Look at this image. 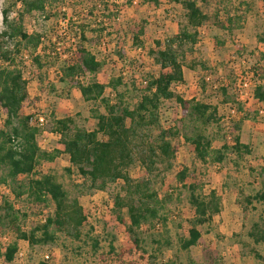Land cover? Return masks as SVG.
Wrapping results in <instances>:
<instances>
[{"label": "trees", "instance_id": "1", "mask_svg": "<svg viewBox=\"0 0 264 264\" xmlns=\"http://www.w3.org/2000/svg\"><path fill=\"white\" fill-rule=\"evenodd\" d=\"M7 1L9 5L2 11L0 28V113L3 116L0 185L6 186L10 194L0 197V238L12 233L15 239L5 246L0 241V258L6 263L14 261L21 240L31 246L53 245L58 234L63 233L80 241L89 222L80 196L104 192L119 181L123 184L112 197L113 213L125 226L136 248L143 250L141 228L167 225L168 217L163 213L165 204L153 186V177L159 171L173 168V161L180 151L179 140L193 146L194 156L202 164L221 165L229 155L235 157L233 163L237 164L252 154L251 147L241 142L243 122L252 115L244 109L242 102L230 103L236 105L241 116L231 119L233 142L215 148L216 139L207 131L223 121L219 107L186 98L176 90L186 83L187 58L199 44L200 29L213 26L234 34L247 20L248 3H243L247 5L246 13L238 15L218 7L213 13L205 11L203 5L209 6L210 0H174L183 7L186 18L185 24L174 35L153 40L147 27L133 33L134 47L144 51L159 68L157 75L144 77V83L138 87L134 80L127 81L122 74L112 77L108 83L96 79L105 63L98 59L95 50L101 52L109 47L113 35L109 29L117 18L113 16L114 10L108 0ZM76 1L79 4H75ZM70 7L72 16L68 13ZM77 7H83V12H78ZM222 12L224 18L220 15ZM54 21L63 25L60 37L47 36V27ZM27 22L31 29L26 27ZM89 33L94 34L89 36ZM149 42L151 45L147 47ZM217 42L221 44L219 39ZM115 51L119 58L125 59L123 49ZM252 52L253 57L257 56L251 70L255 81L253 93L256 99L264 102V51L258 49L259 55ZM26 53L39 71L55 68L60 84L80 91L84 101L91 105V117L95 120L93 130L78 124L74 117L56 118L55 114L50 123L47 119L42 130L31 125V114L27 112L31 101L29 79L20 66L25 63ZM238 55L242 53L238 52ZM204 68L207 71L204 80L208 85L206 78L212 76L211 69L205 65ZM222 84L213 89L222 90L226 95L230 84ZM166 101L177 103L182 111L176 124L168 127L162 119ZM256 114L253 111V119ZM43 131L57 135L61 148L43 150L38 140ZM64 154L69 156L67 172L76 171L81 179L75 194L67 191L54 174L40 171L43 163L54 162ZM137 166L143 170V175L134 177L131 171ZM248 172L251 178L258 174L262 179L260 191L254 195H240L239 205L246 219L256 208L254 204L264 203V167L250 166ZM188 173L185 169L176 174V181L190 192L189 204L194 209V217L188 221V235L179 238L180 249L185 252L198 245L202 237L200 227L208 226L212 231L215 217L224 209L223 197L217 190L202 193L198 192L199 186L195 183L186 186ZM17 202L24 206L18 208ZM50 205L54 206L51 214L48 212ZM123 211H126L129 223L122 218ZM31 216H46V220L42 222L41 219L28 230L26 225ZM250 221L248 239L256 246L264 245V211L258 219L251 217ZM251 253L264 264V256L257 249L251 248ZM187 264L225 263L214 253L207 252L204 262L189 259Z\"/></svg>", "mask_w": 264, "mask_h": 264}, {"label": "rangeland", "instance_id": "2", "mask_svg": "<svg viewBox=\"0 0 264 264\" xmlns=\"http://www.w3.org/2000/svg\"><path fill=\"white\" fill-rule=\"evenodd\" d=\"M108 2L114 10L113 16L117 18L109 29L113 33L109 47L101 52L95 50L98 59L105 63L96 79L101 83H108L112 77L122 74L125 80H134L139 87L144 83V77L149 74L157 75L159 68L144 51L134 47L133 33L141 27H147L153 40H164L174 35L179 27L185 24V11L181 5L175 4L174 0H134V2L108 0ZM244 2L250 6L246 14L247 20L242 29L236 30L234 34L223 32L213 26L200 29L199 44L187 58L188 68L184 70L186 83L176 89L186 98H196L219 107V114L224 119L219 126H211L207 131L216 139L213 143L215 148L233 142L231 119L235 120L241 116L231 117L229 120L228 106L237 100L240 81L251 75L253 63L257 61V56L251 55L252 51L257 55H259L258 49L264 51V0H210L209 6L199 2L209 13H213L218 7L238 15L246 13L247 5H243ZM75 4L79 2L76 1ZM8 5L9 2L4 0L3 5H0V13ZM77 8L78 12H83V7ZM68 13L72 16L71 7L68 8ZM220 15L221 18L225 17L224 12ZM29 24L27 22L26 27L31 29ZM62 30L63 25L60 22H50L47 36L60 37ZM93 34L89 33V36ZM218 39L221 44H218ZM150 45L151 42L147 47ZM117 49L125 51V59L119 58L115 51ZM238 52L242 55H238ZM28 55L29 53L24 54L25 63H20L29 79L28 90L31 101L27 106L28 114L44 112L49 118V123L52 114H55L56 118L74 117L78 124L93 130L95 120L91 117V105L84 101L80 91L60 84L56 78L55 68L52 70L44 68L39 71ZM204 65L211 69L212 76L208 85L204 80L207 72ZM220 81L230 84L226 95L222 90L213 89V85ZM254 85L255 81L252 80L251 85L244 89L248 96L246 103H242L244 109L252 114L244 124L242 140L253 147V154L244 161H238L237 164L233 163L235 160L233 155H229L221 165L202 164L195 158L193 146L185 143L183 139L179 140L180 151L173 161V168L169 171H159L153 177V186L165 204L163 213L168 217L167 225L166 227L144 225L141 228L143 250L136 248L125 226L117 221L113 208L107 219L94 218L95 211L91 209L90 198L96 195L100 208L104 210L105 207L110 206L112 197L120 190L123 182L119 181L104 192L80 196L84 212L91 215L80 241H74L63 233L58 234L57 242L53 245L31 246L21 240L14 261L6 263L0 258V264H187L189 259H193L196 263L204 262L207 252L222 258L225 264H262L254 258L251 248L257 249L264 256V245H254L248 239L247 231L251 217L256 220L263 215L264 203L254 204L256 208L250 211V217L247 219L244 218L239 205L240 195L251 193L254 195L261 190L262 177L256 174L251 178L248 168L264 167V114L259 113L260 110H264V102H257L254 96L252 98ZM109 94L107 90V95ZM38 98L40 100H37ZM253 111L258 113L254 119ZM181 116L182 111L177 103L173 101L164 103L162 119L167 127L175 125ZM2 119L0 113V125ZM38 140L43 150L53 151L61 148L57 135H39ZM68 167H70L69 156L64 154L54 162L43 163L40 171L54 174L67 191L75 194L76 185L81 179L76 171L68 173ZM185 169L189 170L186 186L195 183L199 186L198 192L202 193L215 189L224 201V209L215 217L212 231H209L208 226L200 227L202 237L198 245L189 252L182 251L179 246L180 236L188 235L190 227L188 221L194 217V209L189 204L190 192L176 181V174ZM131 173L134 177H138L143 175V170L137 166ZM0 195H3L2 191ZM16 205L18 208L24 206L21 202H17ZM53 211L54 206L50 205L49 214ZM122 218L129 223L126 211L122 212ZM36 222H41V218L31 216L26 229L33 228ZM14 239L15 236L8 233L1 236L0 241L5 246ZM20 252L22 255L19 254ZM46 255L50 256L49 260L45 258Z\"/></svg>", "mask_w": 264, "mask_h": 264}, {"label": "built area", "instance_id": "3", "mask_svg": "<svg viewBox=\"0 0 264 264\" xmlns=\"http://www.w3.org/2000/svg\"><path fill=\"white\" fill-rule=\"evenodd\" d=\"M250 74L251 75L248 76V77H246L245 79H243V81H240V85H239V89L240 90L237 92V95H236L237 100L240 101V102H242V103H246V98L248 96V93L245 92L244 89L246 87H248L249 85H251V81L254 80L253 79V74L252 73H250ZM206 81L208 83H210L211 77L210 76L207 77L206 78ZM219 85L220 86L223 85L222 84V81H220L216 85H213V88L214 89H217L219 87ZM251 96L253 98L254 94H251ZM256 100H257V102L259 101L258 99H256ZM228 111H229V116L230 117H235V116H239L240 115V112L237 110L236 105L229 104ZM259 113L264 114V110H260ZM47 119L48 118H47L46 113H44V112H36L34 114H31L30 123H31V125L35 126L36 128H39V129L42 130L43 127H45V125L47 123ZM42 135L53 136V134L47 133L46 131H43L42 132ZM39 145H40V142H39ZM40 147H41V145H40ZM1 191L3 192V195H9L10 194L9 189L6 186H4V185H0V192ZM1 196L2 195H0V197ZM90 199L92 201L91 209L93 211H95V213L93 214L95 216L94 218L97 219V220H101L102 218L107 219L109 217V215L111 214V210L113 208L112 202H111L110 206L105 207V209L103 210V209L100 208V203L96 199V195H93ZM85 214H86V216L88 218V221H90V219H91L90 216L91 215L89 213H85ZM41 219H42V222H44L46 220V216H42ZM94 225H95V223H94ZM19 254L22 255L21 252ZM45 258L47 260H49L50 259V256L49 255H46Z\"/></svg>", "mask_w": 264, "mask_h": 264}, {"label": "crops", "instance_id": "4", "mask_svg": "<svg viewBox=\"0 0 264 264\" xmlns=\"http://www.w3.org/2000/svg\"><path fill=\"white\" fill-rule=\"evenodd\" d=\"M177 88H178V87H177ZM246 121H247V120H245V121L243 122V125H242V130H241V134H240V136H241V142L244 143V144L249 145V146L251 147L252 154H253V147H252L250 144L243 142V140H242V131H243L244 124L246 123ZM252 154H251V155H252Z\"/></svg>", "mask_w": 264, "mask_h": 264}, {"label": "clouds", "instance_id": "5", "mask_svg": "<svg viewBox=\"0 0 264 264\" xmlns=\"http://www.w3.org/2000/svg\"><path fill=\"white\" fill-rule=\"evenodd\" d=\"M3 3H4V0H0V5H3ZM2 21H3V15L2 13H0V26H2Z\"/></svg>", "mask_w": 264, "mask_h": 264}]
</instances>
